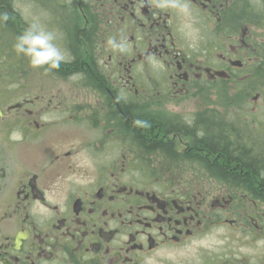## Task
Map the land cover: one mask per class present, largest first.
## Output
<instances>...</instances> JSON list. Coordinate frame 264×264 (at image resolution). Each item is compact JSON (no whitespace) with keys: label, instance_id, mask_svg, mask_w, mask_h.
Returning a JSON list of instances; mask_svg holds the SVG:
<instances>
[{"label":"flooded vegetation","instance_id":"obj_1","mask_svg":"<svg viewBox=\"0 0 264 264\" xmlns=\"http://www.w3.org/2000/svg\"><path fill=\"white\" fill-rule=\"evenodd\" d=\"M0 24V264H264V186L223 154L264 172V0H0Z\"/></svg>","mask_w":264,"mask_h":264},{"label":"rangeland","instance_id":"obj_2","mask_svg":"<svg viewBox=\"0 0 264 264\" xmlns=\"http://www.w3.org/2000/svg\"><path fill=\"white\" fill-rule=\"evenodd\" d=\"M2 14V13H1ZM0 29H3V26L0 24ZM8 39L0 38V108L4 110L9 103L10 96L21 94V87L18 85H10L6 79L13 78V75L18 78V71H15L11 68V65L8 64L9 49H8ZM226 92V91H225ZM224 93V90H223ZM227 93V92H226ZM228 94V93H227ZM21 149L13 151L14 157H11L7 154L5 150V142L3 140V132L0 127V173H2V167H7L10 159L16 160L21 158ZM1 198V197H0ZM214 235L205 237L203 243H210ZM178 255H185L178 253Z\"/></svg>","mask_w":264,"mask_h":264},{"label":"clouds","instance_id":"obj_3","mask_svg":"<svg viewBox=\"0 0 264 264\" xmlns=\"http://www.w3.org/2000/svg\"><path fill=\"white\" fill-rule=\"evenodd\" d=\"M19 39L22 43L17 45L18 50L30 55L33 65L39 66L50 62L52 68L59 67V61L63 57L49 43L52 39L50 33L40 32L35 34L30 31ZM24 45H27V47L25 48Z\"/></svg>","mask_w":264,"mask_h":264},{"label":"trees","instance_id":"obj_4","mask_svg":"<svg viewBox=\"0 0 264 264\" xmlns=\"http://www.w3.org/2000/svg\"><path fill=\"white\" fill-rule=\"evenodd\" d=\"M233 153L235 154L234 157H231L228 153H223L226 156V164H233L237 175H244L251 182L260 180L261 184L264 186V172L261 168H258L252 161L247 160L242 150H236Z\"/></svg>","mask_w":264,"mask_h":264}]
</instances>
